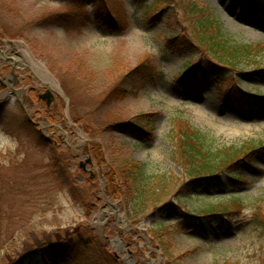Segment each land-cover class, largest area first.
<instances>
[{"label":"rangeland","instance_id":"374dc122","mask_svg":"<svg viewBox=\"0 0 264 264\" xmlns=\"http://www.w3.org/2000/svg\"><path fill=\"white\" fill-rule=\"evenodd\" d=\"M212 16L233 46L250 49L223 84L182 87L189 60L208 59L199 41ZM187 128L214 149L261 148L237 169L243 183L185 176L173 131ZM132 163L156 177L149 198L132 184ZM164 177L173 190L157 196ZM209 207L225 211L200 217ZM68 255L264 264V0H0V264Z\"/></svg>","mask_w":264,"mask_h":264},{"label":"trees","instance_id":"16d2710c","mask_svg":"<svg viewBox=\"0 0 264 264\" xmlns=\"http://www.w3.org/2000/svg\"><path fill=\"white\" fill-rule=\"evenodd\" d=\"M193 12L197 14V9H194ZM202 29H206L207 34L199 41V44L202 49L205 50L208 59L199 61L189 60V63L178 77L182 87L196 86L201 79L220 78V84H223L228 80V78L224 76V70L230 68L234 71V69L239 66V59L241 58L243 50L250 49H242L233 46L226 38L222 26L217 24L213 16L211 19L209 18L206 19L205 22H202ZM170 40H173L171 42L174 43L176 51L180 55L186 54L189 50L187 44L179 42L176 38ZM153 76L154 72H151V74H148L146 77L153 79ZM135 128L138 131L144 130L137 125H135ZM173 132L177 135L173 136L175 150L172 160L183 169L185 176H189V178L196 181L197 184L204 183V180H206L205 184L220 185L223 184L222 179L224 177L228 178L231 182L243 183L241 177L235 174L237 169L240 164H247L248 159L261 149L259 147L252 148L249 143H244L241 147L214 149L206 144L205 136L200 130L187 128L180 133L176 131ZM132 168L130 178L133 186L136 185V189L139 191V185L142 184L143 192H140L141 198H149L153 195L149 187L152 182H155L153 179L156 180V177H153L151 182L150 178L148 179L144 173L143 166L132 163ZM162 180L163 181L156 184L157 187H160L157 196L164 195L165 193L169 194V192L173 190L171 180L166 177ZM147 193L149 194L147 195ZM235 197L236 196L231 195L229 202L234 204L238 201L239 204L236 206V209L240 210L243 207V201H239L235 199ZM224 211L225 210L209 207L200 217L212 218ZM188 218L198 221L197 218L191 215H188ZM53 259L57 262L54 257ZM62 261L64 264H73L71 255H68V257L65 256V258H62Z\"/></svg>","mask_w":264,"mask_h":264},{"label":"bare ground","instance_id":"6f19581e","mask_svg":"<svg viewBox=\"0 0 264 264\" xmlns=\"http://www.w3.org/2000/svg\"><path fill=\"white\" fill-rule=\"evenodd\" d=\"M226 26H227L228 28H230L231 30H233V31H237V30L235 29L234 25H233L232 23H230V22H228V23L226 24ZM246 27H247V26H246ZM247 28H248V27H247ZM248 29L251 30L250 27H249ZM250 33H251V32H250ZM250 33L247 34V32H244V34L249 35V36H251V37H255V36H256L255 34H250ZM195 106H197V105L193 104V106H192L193 109H194ZM194 116H195V117H198V118H201V119L204 118L203 112H202L201 110H198V109L194 110ZM210 123H211V122H210ZM212 124H213V123H212ZM219 128H221V129L224 130V131L227 130V129H225V128H223V127H220V126H219Z\"/></svg>","mask_w":264,"mask_h":264},{"label":"water","instance_id":"95a60500","mask_svg":"<svg viewBox=\"0 0 264 264\" xmlns=\"http://www.w3.org/2000/svg\"><path fill=\"white\" fill-rule=\"evenodd\" d=\"M41 99L50 103V99H52L51 91H47V93L45 95L41 96Z\"/></svg>","mask_w":264,"mask_h":264},{"label":"flooded vegetation","instance_id":"af4514ba","mask_svg":"<svg viewBox=\"0 0 264 264\" xmlns=\"http://www.w3.org/2000/svg\"><path fill=\"white\" fill-rule=\"evenodd\" d=\"M40 97H41V96H40ZM51 102H52V101H51V99H50V103H48V105H49V107H48V108H49L48 111L51 110V109H50V108H51ZM46 117H48V116H46Z\"/></svg>","mask_w":264,"mask_h":264},{"label":"snow or ice","instance_id":"6c2138e0","mask_svg":"<svg viewBox=\"0 0 264 264\" xmlns=\"http://www.w3.org/2000/svg\"><path fill=\"white\" fill-rule=\"evenodd\" d=\"M161 211H164V209H161Z\"/></svg>","mask_w":264,"mask_h":264}]
</instances>
